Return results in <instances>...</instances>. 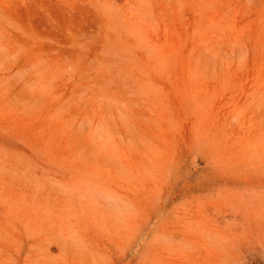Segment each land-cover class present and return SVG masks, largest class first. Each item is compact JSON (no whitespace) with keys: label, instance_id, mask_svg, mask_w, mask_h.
<instances>
[{"label":"rangeland","instance_id":"1","mask_svg":"<svg viewBox=\"0 0 264 264\" xmlns=\"http://www.w3.org/2000/svg\"><path fill=\"white\" fill-rule=\"evenodd\" d=\"M0 264H264V0H0Z\"/></svg>","mask_w":264,"mask_h":264}]
</instances>
